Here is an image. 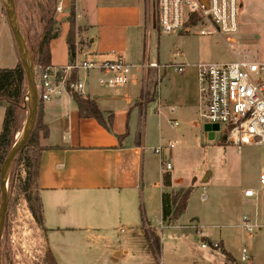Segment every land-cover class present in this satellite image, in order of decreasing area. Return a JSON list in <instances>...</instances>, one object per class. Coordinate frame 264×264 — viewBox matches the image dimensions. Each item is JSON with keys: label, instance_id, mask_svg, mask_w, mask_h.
<instances>
[{"label": "crops", "instance_id": "0c3cea01", "mask_svg": "<svg viewBox=\"0 0 264 264\" xmlns=\"http://www.w3.org/2000/svg\"><path fill=\"white\" fill-rule=\"evenodd\" d=\"M69 4L64 14L65 0H59L62 9L57 11L56 16L58 35L50 42L51 66L67 64L71 59L68 43L71 0ZM74 6L76 28L81 31L85 44V58L105 61L120 57L132 64L145 62L148 54L146 41L150 36L147 35L149 20L153 27L154 7L150 14V0H74ZM3 10V0H0V21ZM242 11L245 13L240 15L237 34L240 38L249 23L264 21V0H241ZM10 30L5 22H0V68H14L20 61ZM177 62L171 61L172 64ZM190 64L182 74L174 66L163 68L159 93L155 91L154 70L151 72L152 86L149 88L147 85L146 90L138 85L103 87L98 84L96 74L88 76L79 72L78 77L86 82L87 96L96 100L107 120L112 119L111 129L95 118L81 117L72 93L65 92L43 103V120L49 133L40 137L45 149L39 167L38 194L43 206L45 230L89 232L99 224H104L103 228L108 230L111 222L134 218L137 209H141L142 218L145 216L143 224L131 226L123 243L107 250L110 264H188L180 255L184 248L172 247V253L165 261L159 247L162 240L165 245L166 237H172L179 244L192 233L197 237L196 224L203 227L208 240L220 244L219 248L203 247L201 241L204 264H232L222 248L239 264H264V236L259 234L262 229L249 235L242 228V217L235 224L226 223L230 220V213L222 205L212 214H208L207 208L193 212L189 199L187 209L177 220L170 224L163 221V194L187 188L193 185L196 178L190 181L179 172L183 154L179 157L174 154V149L167 148L162 155L154 152L160 143L168 142H163L161 137L159 142L150 145L148 132L153 127V119L157 120L163 134L162 125L176 118L179 126L183 124L180 137L188 141H195L198 133L204 131L214 144L221 145L223 137L218 130L213 133L206 131L207 124L200 119L197 70L193 63ZM157 98L163 106L160 114L153 110ZM170 106L175 107L174 113L170 111ZM5 114L6 105H1L0 134ZM218 133L221 138L216 142ZM162 159L173 163L172 172L163 171ZM212 178L209 171L202 181L211 183ZM249 188L231 192L233 206H246L253 201V197L245 196V190ZM201 196V202L208 200V196L204 200ZM153 208L157 210L154 217ZM148 212L152 214L150 217ZM214 213L215 220L212 221L210 217L213 218ZM234 228L240 229V232L233 231ZM157 235L160 236L159 245L154 243V236ZM239 237L250 242L248 246L244 244L252 256L250 261L242 262L241 255L235 254L234 238ZM215 252L221 253V258Z\"/></svg>", "mask_w": 264, "mask_h": 264}, {"label": "rangeland", "instance_id": "374dc122", "mask_svg": "<svg viewBox=\"0 0 264 264\" xmlns=\"http://www.w3.org/2000/svg\"><path fill=\"white\" fill-rule=\"evenodd\" d=\"M41 3H45V0H14L18 27L32 58L31 46L35 42V34L38 33L36 30L41 27ZM69 5V0H65L64 14L67 13ZM244 13L245 11L241 12L240 9V15ZM57 14L58 12L56 16ZM2 18L0 22H5L10 29L5 9L3 10ZM243 33L242 38L238 37V35L223 37L201 35L195 30L191 33L165 34L152 27L145 48L148 49L150 60L161 64L180 60L193 64L229 62L236 57L249 61H264V21L249 23ZM152 82L153 74L151 73L149 88H151ZM29 105L30 100L28 95H26L22 105L16 140L21 136L25 128ZM148 114H151L149 110ZM162 129L163 134L160 133L159 123L156 119H153V127L148 132L149 143L154 145L155 142L160 141L161 137H163V142L178 141L174 154H178L179 157H181V154L184 156L181 159L179 172L185 175L187 179H191L190 181L196 178L193 185L189 186L193 188L189 197L191 211L207 208L208 214H212L213 210H217L222 205L223 209L230 213V220L226 222L228 224L239 222L243 213L249 215L257 223L263 221L262 198L260 196L258 199L253 198V201L246 206L240 204L236 207L235 205L233 206L231 192L240 188H259L257 178L264 171V144L242 145L239 152L235 146H230L226 142L220 143L221 145L218 143L214 144L215 142L209 139L205 131L202 134L198 133L195 141L183 139L179 135L183 129V124L175 128L170 120L165 125H162ZM220 138L221 134L218 133L215 141H219ZM209 171H211L213 177L210 181L211 183L203 182V178ZM26 178L27 171L24 164L19 165V167L16 166L12 186L9 173V204L0 245L1 264H54V259L50 252H54L53 255H56L59 264H110L107 250L113 245L123 243V238L127 237V233L132 229L131 226L135 225L134 227H136V225H141L144 222L145 216L142 218L141 209H137L134 218L122 221L116 219V222H111V228L108 230L103 228L104 224H99L96 229H91L89 232L45 230L36 222L29 210L24 191ZM201 194H206L208 200L201 202ZM152 211L154 217L157 214V210L153 208ZM150 215H152L151 212H148L149 217ZM214 217L215 213L213 218L210 217V219L214 221ZM221 229L224 230L225 228ZM232 230L240 232V229L234 228ZM263 232L264 229L259 234L262 233V236H264ZM197 237L192 233L180 244L173 240L172 237H166L165 245L162 240V244L159 247L162 259L167 261L168 254L172 253L170 251L172 247H180L185 249L180 255L187 260L188 264H204L202 260L204 250L201 246L200 237L198 239ZM244 244L248 246L250 242L242 241L240 237L234 238L233 247L235 254L241 255ZM215 254L218 258L222 256L219 252H215Z\"/></svg>", "mask_w": 264, "mask_h": 264}, {"label": "built area", "instance_id": "2783aa9c", "mask_svg": "<svg viewBox=\"0 0 264 264\" xmlns=\"http://www.w3.org/2000/svg\"><path fill=\"white\" fill-rule=\"evenodd\" d=\"M156 11V29L165 34L191 33L194 30L201 35L234 36L240 30L241 0H150V14ZM62 7L58 6V11ZM152 21L148 22L147 35L151 31ZM85 44L81 31L76 28L71 59L67 64L49 66L36 71V84L39 100L43 103L54 100L65 92L88 97L86 82L78 77L79 72L88 76L96 74L97 82L103 87L134 85L144 90L150 82L152 70L155 72V91L159 93L162 82V69L169 66L179 73H185L192 64L177 62L160 64L151 61L149 52L142 64H132L122 58L96 61L84 57ZM199 83V116L206 124L219 126L226 143L241 151L242 145L264 144V61L235 59L229 62H202L194 64ZM162 104L155 100L153 110L160 114ZM174 113L175 107L170 106ZM174 127L180 125L176 118L171 119ZM178 141L160 143L154 152L162 155L164 148L173 150ZM164 172H172V162L162 159ZM181 179H178L180 181ZM259 188L245 190V196L262 198L263 221L257 223L249 215L241 218L242 228L255 234L264 228V171L259 175ZM202 199L207 195L202 194ZM201 237L203 247L218 248L219 243L206 241L203 227L195 225ZM252 256L247 246L241 250V261H250Z\"/></svg>", "mask_w": 264, "mask_h": 264}, {"label": "trees", "instance_id": "16d2710c", "mask_svg": "<svg viewBox=\"0 0 264 264\" xmlns=\"http://www.w3.org/2000/svg\"><path fill=\"white\" fill-rule=\"evenodd\" d=\"M72 1L70 15L68 20L70 22V30L68 35V43L70 51L73 50V41L76 28V11L74 0ZM58 7V0H45V3L40 4V29L36 31L35 42L31 46V52L34 59L35 68L38 71L51 66V51L50 42L58 35V20L56 18ZM30 31V29H28ZM29 94V82L24 65L20 59L19 63L14 68H0V106L6 105V114L3 123V128L0 134V172L2 165L16 143V134L19 131V121L23 102L26 95ZM77 102L79 114L81 117H92L97 119L101 124L108 129L112 128V119L108 120L104 117L103 112L99 108L96 100L89 97H82L74 94ZM43 102L39 100L37 118L33 132L29 136L26 144L21 148L18 155L13 161L10 168L11 186L14 180V170L19 165L24 164L27 171V178L25 182L24 191L28 207L36 222L43 228V206L41 198L38 194V175L41 162L42 151L45 147L40 142V137H46L49 133L48 126L43 120ZM226 142V135L221 140ZM166 183V181H165ZM168 184V183H167ZM191 187L187 189L180 188L173 192H165L163 194V221L170 224L177 220L187 209L188 200L192 192ZM1 194V189H0ZM1 205V202H0ZM154 243L159 245L160 236H154ZM212 244L211 240L204 238ZM220 247V244H219ZM218 247V248H219ZM223 253L226 254L232 264H239L231 254L222 248ZM54 264H58L55 256L50 252Z\"/></svg>", "mask_w": 264, "mask_h": 264}, {"label": "water", "instance_id": "95a60500", "mask_svg": "<svg viewBox=\"0 0 264 264\" xmlns=\"http://www.w3.org/2000/svg\"><path fill=\"white\" fill-rule=\"evenodd\" d=\"M4 9L6 12V16L9 21L10 28L12 30L14 40L18 49V53L20 59L24 65V68L27 73V78L29 82V114L27 117V126L24 128L21 136L17 139L16 143L8 153L0 172V189H1V208H0V245H1V238L3 233V228L5 224V218L7 213V208L9 204V195H8V182H9V173L10 168L13 164L14 159L18 155L21 148L26 144L29 136L33 132L38 106H39V97L37 91V84H36V70L33 58L31 56L30 50L26 44V41L23 35L20 32L18 27L17 18L15 15V7H14V0H3ZM157 20H156V11L153 10V27L156 28ZM206 131L213 133L216 130H219L218 125L207 124L205 126ZM0 264H1V254H0Z\"/></svg>", "mask_w": 264, "mask_h": 264}, {"label": "bare ground", "instance_id": "6f19581e", "mask_svg": "<svg viewBox=\"0 0 264 264\" xmlns=\"http://www.w3.org/2000/svg\"><path fill=\"white\" fill-rule=\"evenodd\" d=\"M27 124H28V122H27V120H26L25 128H26Z\"/></svg>", "mask_w": 264, "mask_h": 264}]
</instances>
